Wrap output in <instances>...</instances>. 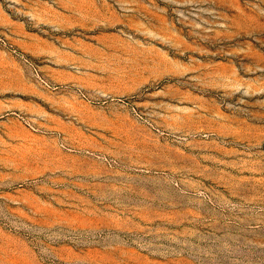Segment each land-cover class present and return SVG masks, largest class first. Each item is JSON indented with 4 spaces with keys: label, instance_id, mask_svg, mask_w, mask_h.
I'll return each mask as SVG.
<instances>
[{
    "label": "rangeland",
    "instance_id": "obj_1",
    "mask_svg": "<svg viewBox=\"0 0 264 264\" xmlns=\"http://www.w3.org/2000/svg\"><path fill=\"white\" fill-rule=\"evenodd\" d=\"M0 264H264V0H0Z\"/></svg>",
    "mask_w": 264,
    "mask_h": 264
}]
</instances>
